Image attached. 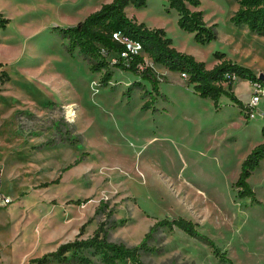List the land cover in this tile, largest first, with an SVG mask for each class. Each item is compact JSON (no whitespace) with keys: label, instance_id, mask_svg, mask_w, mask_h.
Returning <instances> with one entry per match:
<instances>
[{"label":"rangeland","instance_id":"rangeland-1","mask_svg":"<svg viewBox=\"0 0 264 264\" xmlns=\"http://www.w3.org/2000/svg\"><path fill=\"white\" fill-rule=\"evenodd\" d=\"M110 1L0 0L9 19L0 25V174L12 200L0 207V264H27L92 236L100 224L110 240L137 245L156 221L179 216L196 222L229 259L180 229L160 228L144 261L264 264V160L249 178L256 201L234 186L243 160L264 140V93L247 117L227 97L216 110L193 93L186 74L158 64L166 98L154 107L143 109L151 86L135 84L141 80L131 72L111 67L102 85L105 70L94 72L88 58L69 52L60 27ZM238 7L237 0H201L205 21L217 24L208 44L180 28L167 0L127 10L164 28L178 50L208 67L219 50L264 75V35L230 22ZM234 91L248 105L255 88L237 78Z\"/></svg>","mask_w":264,"mask_h":264},{"label":"trees","instance_id":"trees-1","mask_svg":"<svg viewBox=\"0 0 264 264\" xmlns=\"http://www.w3.org/2000/svg\"><path fill=\"white\" fill-rule=\"evenodd\" d=\"M148 1L111 0L103 3L99 9L88 14L77 24L60 27L63 38L67 39L68 51L71 53L78 51L88 58L92 71L105 70L101 79L104 86L112 78L111 67L137 76L141 81H136L135 84L142 85V81L149 83L151 90H145L149 97L144 102L143 109L154 107L158 96L166 98L160 89V84L166 81V76L156 71L154 64H158L171 71L186 74L188 76L186 84L192 88L193 93L211 100L216 110L220 107L221 98L227 97L242 110H247L246 116L249 117V113L253 110L236 95L234 91L236 79L247 78L252 83L258 81L264 87V77L255 74L249 67L239 64L219 50L213 53L216 63L208 67L204 61L196 59L192 54L178 50L164 28H151L144 22L140 23L135 18L129 17L126 11L128 6L145 8L148 6ZM167 1L168 9L173 8L177 11L180 28L194 33L196 42L208 44L216 39L217 24H209L205 21L204 11L200 9L201 0ZM237 2L239 7L230 17V22L235 26H245L252 33L264 35V0H237ZM8 21L9 19L0 12V25L5 26ZM115 32H120L132 41L139 42L151 62L143 53L132 52L126 43L114 38ZM111 53L117 54L116 61L108 59ZM261 133L264 137V126ZM263 160L264 140L256 145L242 162L239 177L234 184L239 196H248L252 201L257 200L249 178ZM59 178L54 181H58ZM160 228L180 229L208 245L217 257L229 259L227 251L218 246L207 234L201 232L196 222L179 216L172 220L156 221L142 241L133 246L110 240L108 230L100 224L92 236L63 242L55 250L46 252L40 257H34L30 262L46 264L51 260H57L62 263L76 264H118L120 262L150 264L143 260L142 254L149 250L148 241ZM30 262L27 264H31Z\"/></svg>","mask_w":264,"mask_h":264},{"label":"built area","instance_id":"built-area-1","mask_svg":"<svg viewBox=\"0 0 264 264\" xmlns=\"http://www.w3.org/2000/svg\"><path fill=\"white\" fill-rule=\"evenodd\" d=\"M113 36L114 38L126 43L128 49L131 50L132 52L139 53L140 50L142 49V45L139 42L132 41L128 37L122 35L120 32H115ZM252 84L255 88V92L253 93L251 100L248 102V105H249L248 107L250 108H253L258 105L260 97L264 93V87L260 82L254 81ZM11 202H12L11 198L4 191L2 187V178L0 174V207L7 206Z\"/></svg>","mask_w":264,"mask_h":264},{"label":"crops","instance_id":"crops-1","mask_svg":"<svg viewBox=\"0 0 264 264\" xmlns=\"http://www.w3.org/2000/svg\"><path fill=\"white\" fill-rule=\"evenodd\" d=\"M130 7H131V6H128V7L126 8L127 14H128V10H127V9H129ZM215 63H216V62H215ZM215 63H214V64H215ZM50 251H51V250H50Z\"/></svg>","mask_w":264,"mask_h":264},{"label":"bare ground","instance_id":"bare-ground-1","mask_svg":"<svg viewBox=\"0 0 264 264\" xmlns=\"http://www.w3.org/2000/svg\"><path fill=\"white\" fill-rule=\"evenodd\" d=\"M74 111V110H73ZM72 110H70V113L73 112Z\"/></svg>","mask_w":264,"mask_h":264},{"label":"water","instance_id":"water-1","mask_svg":"<svg viewBox=\"0 0 264 264\" xmlns=\"http://www.w3.org/2000/svg\"><path fill=\"white\" fill-rule=\"evenodd\" d=\"M264 77V75H262Z\"/></svg>","mask_w":264,"mask_h":264}]
</instances>
